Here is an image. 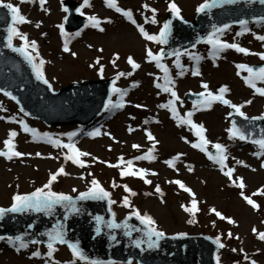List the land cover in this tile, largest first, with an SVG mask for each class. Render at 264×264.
Returning a JSON list of instances; mask_svg holds the SVG:
<instances>
[{
    "label": "rangeland",
    "instance_id": "1",
    "mask_svg": "<svg viewBox=\"0 0 264 264\" xmlns=\"http://www.w3.org/2000/svg\"><path fill=\"white\" fill-rule=\"evenodd\" d=\"M76 1L80 5L83 4V0ZM4 2L18 6L21 14L29 21L18 23L16 27L20 32L27 34L29 41L37 42L38 59L42 58L45 61L43 71L54 89H60L62 86L75 82L115 79V86L125 89L127 95L124 96L123 108L105 110L89 125L84 126L79 123L59 125L57 123L58 125L50 126L38 119L30 118L20 111L16 103L0 94V117H3L0 119V151H4L6 147L4 141L9 139V132L16 131L17 135L12 138L13 150L25 154V158L13 157L11 160L0 156V167L3 168L0 171V206H10L12 196L17 192L27 193L41 187L47 183L52 173L63 166L67 175L58 176L52 185L53 191L75 195L86 190L90 186L91 179L95 178L116 201L114 209L118 218L139 209L141 214L151 215L157 227L167 234L206 233L214 237L221 236V242L225 244L220 252L222 264H250L253 259L257 261V264H264V247L256 245L259 239L252 232L253 227L258 231H264L262 196L253 197L256 202L260 201L262 204L258 210L253 209L247 202L242 203L244 199L240 196V189L223 174L220 166L209 160L206 152L191 146L192 143H199L195 130L190 125L180 124L173 118L169 109L159 107L167 103L171 96L170 93L164 92L162 87L159 89L155 87L156 83L164 85V72L156 67L155 61H148L146 49L151 48L155 53L159 52L163 45L147 40L144 42L139 37L140 33L136 25L113 8L107 7L105 0H89L90 6L81 9L84 16L95 15L101 19L103 22L100 26L104 31L91 27L88 21V26L78 31L65 28L66 36H62L57 27L60 23H64L66 15L62 10L64 0H46L44 8L47 11L41 8L39 0L25 2L4 0ZM116 2L123 9H131L136 23L145 29L149 28V33L154 34L158 33L164 24L166 11L169 9V0H116ZM202 2L203 0H175L181 9V15L188 19H193L197 12L196 8ZM145 4L149 6L147 9L143 7ZM153 8L156 9V23L151 22ZM108 20L111 22H107ZM247 27L249 30L244 32L241 25H232L220 38L229 43H238L248 48L250 53L264 52V41L256 39L257 35H264V22L250 20ZM77 32H80V35H75ZM241 32H243L242 35H237ZM66 39L70 51L76 53L75 56L64 52L63 46ZM12 42L17 45L24 43L19 37L13 38ZM101 49L103 51H100ZM210 50L211 46L205 42L187 50L202 57L198 64L190 60L188 55L183 54L185 51L181 52L180 64L183 66V75H180L181 69L175 64V57L164 56L161 63L168 66L169 79L173 81L174 90L180 97V101L176 103L179 115L183 117L187 112L193 111V122L202 123L207 130L205 136L211 141V144L206 146L208 151L215 154L216 150L212 148V144L225 145L228 157L226 164L235 170L233 179L242 177L246 185L244 191L254 190L255 192L258 188L257 181L264 179V167H261L264 156L254 155L260 151L258 145L247 140L229 138L227 129L231 126V116L228 115L232 111L230 107L215 102L210 109L195 110L193 102L186 96L188 93L204 91L201 84L205 82L209 85V90L214 93L221 86L227 85L229 92L225 93V98L233 103L241 104L258 99V102L264 104V97L255 93V90L245 83L244 77L249 75L246 70L236 67L238 64L259 67L264 65V61H261L257 55H245L234 49H226L218 58L213 59ZM29 51L35 55L30 48ZM115 54H119V59L113 66L111 61L115 58ZM128 56H132L141 67L131 76L116 79L119 72L132 71L127 63ZM97 58L100 59V64L104 68L102 75L99 72L100 65L96 64ZM197 67L201 75L193 76L191 72ZM234 74H237V77ZM257 87H264V83L257 82ZM111 97L113 101L119 99L115 93H112ZM137 104L143 107H135ZM249 110L252 112L250 113ZM242 111L248 117L260 116L264 114V105L258 110L244 106ZM21 120L29 122L31 128L36 130L35 137L32 133L23 130L18 123ZM145 120H148V123H145ZM255 125L260 126L258 123ZM129 127L134 131L129 132ZM95 128L101 130L100 136L87 135ZM73 131L77 132V136L73 138L76 146L91 154L88 157H82L86 161L84 168L66 161L65 154L68 150L53 146L43 137V133H49L68 143L66 134ZM146 131H151L159 141L153 152L156 159L134 162L133 170L147 169L145 179L151 180V184L144 183V180L139 177H121L120 175L121 168L125 165L121 164V157L127 161V155L136 153L146 155L152 147V142L147 139ZM169 137L176 139V143L166 145L165 142ZM180 140L189 143L190 148H185ZM133 144H139L141 147L133 148ZM34 150L41 155L37 156ZM177 154L182 155L175 161V167H169L165 161ZM35 157H40L44 163L42 164ZM93 157L98 159L94 160ZM237 160L243 161L248 166L236 163ZM118 164L120 167L109 166ZM35 165L42 167L41 170H34ZM14 168H17L16 171ZM24 168L23 172L18 170ZM153 173L156 174L153 175ZM175 180L182 181L195 193L200 209L195 215L186 212L182 207L191 206L192 196L179 185L172 183ZM113 182L117 185L115 188L112 186ZM125 184L136 195L125 192L123 189ZM157 185L160 186L162 195L155 192ZM73 188L77 189V192H73ZM125 195L129 197L132 207L123 206L122 200ZM215 203L219 204L218 207L221 208L219 211L223 215L235 220V224L220 220L210 212ZM244 210L248 213L241 215L240 212ZM189 220L194 222L189 223ZM229 231L232 233V238L227 236ZM16 246L6 240L0 243V264H52L53 259L60 264H65L74 259L67 247L56 246L57 250L50 259L46 255L47 246L28 245L19 251L16 250ZM233 248L237 251L233 252ZM240 249L244 251L241 252ZM37 250L41 255L33 257L32 253ZM245 253L249 257L248 260L244 259ZM76 264L89 263L77 261ZM115 264L127 263L116 262ZM132 264L138 263L132 262Z\"/></svg>",
    "mask_w": 264,
    "mask_h": 264
},
{
    "label": "snow or ice",
    "instance_id": "2",
    "mask_svg": "<svg viewBox=\"0 0 264 264\" xmlns=\"http://www.w3.org/2000/svg\"><path fill=\"white\" fill-rule=\"evenodd\" d=\"M221 0H203V2L198 5L196 8L197 13H205L208 10L215 8L218 6V3H220ZM223 3H236V0H222ZM40 6L43 10L47 11V9L44 8V5L46 3V0H39ZM259 3L261 5H264V0H259ZM105 4L109 8H113L116 12L121 13L124 17H126L128 20H130L133 24L136 25L138 28L140 34L144 37L145 40L157 43L159 45H166L169 41V37L171 36V25L172 21L168 20L166 21L159 29V32L156 34H150L145 30V28L142 25H139L136 23V20L133 18V13L131 9H123L117 5L116 0H105ZM85 6L89 5V0H83V4L81 7L77 8L76 11L83 15L84 13L81 11V9ZM0 7L7 9L11 15V23L9 24L7 28V44L6 46L10 48L12 51L20 53L25 60L28 61V63L31 65V68L33 72L35 73L36 79L42 81L45 85H47L50 89L52 88L51 83L49 80L45 77L44 71H43V65L45 64V61L42 58H39V51H38V45L35 40L29 41L27 34L22 33L19 31V29L16 27L18 23H28L29 21L27 18L21 14L20 8L18 6H14L12 3H4V0H0ZM145 9H147L149 6L147 4L143 5ZM169 10L170 12L177 18L183 19L181 16V9L178 7V5L175 3V0H169ZM65 13H68L70 10L67 7H63L62 9ZM152 12V23H156L155 15H156V9H151ZM257 22H264V16H259L256 18ZM64 20H68V16L66 15L64 17ZM87 20L90 22L91 27L98 28L100 31H104V29L100 26L103 22L101 19H99L95 15H90L87 17ZM107 22H111V20H108ZM237 23H239L243 27V31H248V21L246 20H239ZM88 25L86 24L85 27ZM37 27H39V24H37ZM57 27L60 30V34L62 36H66L67 33L65 31V24L60 23L57 25ZM230 25L225 23L221 27H217L215 25L212 26V31H210L206 37L203 38L204 42L211 46L210 55L213 59H216L220 56V54L225 51L226 49H234L235 51L239 53H243L245 55L248 54H254L259 56L261 61H264V52L259 53H250V50L248 48L240 46L238 43H229L224 40H222L220 37L225 32V30L229 29ZM243 32L237 33V35H242ZM75 35H80V32L75 33ZM19 37L24 43L20 47H14L13 46V38ZM256 39L260 41H264V35H257ZM199 42V41H197ZM195 44L192 45L193 48H195ZM91 47V45H89ZM29 48L35 52V55L32 54V52L29 51ZM64 52L70 53L72 56H75V52H71L68 46V40L66 39L63 46ZM100 51H103L102 49ZM180 50H174L168 53H165V50L163 48L160 49L159 52H153L151 48L146 49V57L149 62L155 61L156 67L160 68L164 72V85H161L160 83H156L155 87L163 88V91L166 93H170L171 99L165 103L159 105L161 108L169 109L172 112L173 118L177 119L180 124H187L190 125L192 129L195 130V135L199 137V143H192L191 146L193 148L199 149L202 152H206L208 155V159L212 160L214 163L218 164L220 166L221 171L223 174L232 182L233 185H235L237 188L240 189V196L247 202L248 205H250L253 209H259L260 205L256 202L255 199H253L254 196L260 195L264 196V186L261 188H258L255 192H253L251 195H246L244 189L246 188L245 182L242 177H237L236 179H233V172L235 171L233 168L228 167L226 164V161L228 159L226 152L227 149L225 145L221 143H215L212 144V148H214L215 154L212 152H209L207 149V145L211 144V141H209L206 136V128L202 123H194L192 120L193 111H189L185 114V116H180L177 108L176 103L180 101V97L178 96L177 92L174 90L173 81L169 79V68L167 65L161 63L162 59L165 55H171L174 56L175 64L178 68L181 69L180 75H183V66L180 64V56H181ZM183 54L188 55L190 60L198 62L202 59L199 55H196L195 53L188 52L185 50ZM119 59V54H115V58L111 61L113 66L116 65V61ZM38 61V62H37ZM127 63L131 66V70L129 72H119L117 74L116 79H119L122 76H131L133 72L141 67L139 63L135 61V59L132 56L127 57ZM96 64L100 65L99 72L102 75L104 68L103 65L100 64V59L97 58ZM238 69L246 70V72L249 74L248 76L244 77L245 83L255 90V93L259 94L261 97H264V87H257V82L264 83V65H261L259 67H251L246 64H238L236 65ZM191 74L193 76H200L201 72L199 68H195L192 70ZM239 74V73H238ZM116 80H113V87H112V93H115L119 96V99L116 101H113L112 97L109 96V98L105 101L103 107L106 111H111L113 109H120L125 106L124 96L127 95V92L125 89L117 88L115 86ZM201 87L204 91L197 93V99L193 102L194 109L200 110L203 109H210L215 102H220L223 105H226L230 107L233 112L240 117H243L245 120L250 121H256V120H264V114H261L260 116L255 117H248L246 114L242 111V108L246 104H251L252 101L248 100L245 101L244 104H236L233 103L231 100L225 98V93L229 92V88L227 85L221 86L217 92H213L209 90V85L205 82H202ZM0 91H5L4 89L0 88ZM5 95L10 96L13 100L16 99L15 96H12L10 92L5 91ZM19 103V101H17ZM135 107L140 108L143 107L142 105H135ZM20 111H24L23 108L20 109ZM233 112H229L228 115L232 116ZM27 115V113H25ZM3 117H0L2 119ZM18 123L23 127V130L25 132H30L35 137L36 130L30 128L26 123H24L23 120L18 121ZM145 123H148V120H145ZM129 132L134 131L131 127H129ZM261 134L258 139H251V134L247 133L245 130H242L241 127L237 125V122L235 120L232 121V126L227 129V132L229 133L230 139H239L242 141L251 139V142L255 145H258L260 151L254 153V155L260 157L264 156V129H261ZM17 135L16 131H10L9 132V139L4 141V144L8 151H0V156H5L7 159L11 160L13 157H21L25 155L24 153H21L19 151H15L14 145L12 143V138ZM68 136V143H64L59 137H53L49 133H43V137L47 140L48 143L52 144L53 146L57 148H63L67 149V153L65 154L66 161H71L73 164L78 165L81 168L86 167V161L82 159V157H88L91 154L85 151L80 150L75 142L73 141V138L77 136V132H69L66 134ZM87 135L95 137L101 135V130L99 128H95L92 131L88 132ZM147 139L152 142V147L149 148L146 155L136 156V160H144L147 159L149 161L155 160L156 157L153 155V152L155 151L156 145L159 143L157 138L153 135L151 131H146ZM186 140V138H185ZM187 142V140H186ZM133 148L139 149L141 146L139 144H133ZM37 156H40L41 153H36ZM180 155L177 154L173 156L171 159L166 160L165 163L169 167H175V161L180 158ZM93 159H98L96 157H93ZM121 164H125L126 167L121 168L120 175L121 177L126 176H132V177H139L144 180V183L151 184L152 181L145 179L147 169L139 168L137 170H133V161L127 160L124 161L123 157L120 158ZM236 163L238 164H244L243 161L237 160ZM112 167H120V165H109ZM245 167L248 165L244 164ZM261 167H264V163L261 164ZM225 168L227 169L225 171ZM191 170V169H189ZM255 169H253L254 171ZM156 173H153L155 175ZM60 175H67L64 167H60L57 172L52 173L44 185L41 187L35 188L34 191L29 193H19L17 192L12 196V203L9 207H0V219H3L6 214L8 213H25V212H37V213H45V214H52L54 210L57 207H61L65 210V219H67V214L75 213L78 214L81 209L78 207V201H87V200H97V201H107V204L109 205V211L111 212V205L115 204L116 201L111 199V193L107 191L100 182L93 178L90 181V186L82 192H79L78 195L75 197L66 194L64 192H56L52 190L53 183L57 180L58 176ZM91 175V174H89ZM83 178V177H81ZM238 181V183H237ZM172 183H175L179 185L181 189H183L185 192H188L191 196V206H182L184 207V210L188 213H191L195 215L200 209L198 207V201L195 198V193L192 192V190L186 185L180 181L175 180L172 181ZM114 188L117 186L115 182H113L112 185ZM123 189L125 192L130 193L131 195H136V193L128 186L123 185ZM73 192H77V189L73 188ZM156 193H161L160 186L157 185L155 187ZM162 195V193H161ZM123 206L125 207H132L131 202L129 200V197L125 195L122 200ZM211 213H214L215 216H217L220 220H226L229 224H235V220H233L231 217H226L223 215L220 211H218L215 207L210 209ZM113 218L107 222V228L110 230H116V229H123L124 235L131 237L133 232H143V237L141 239H136L133 241L135 247L141 248L143 250L142 245H147L148 249H155L159 248L161 239L165 238L166 233L162 230H160L157 225L155 219L147 214L139 211V209H135L132 212H130L129 216L123 221V222H117L115 219V213L112 214ZM135 217L137 220L140 221V224L143 225V228H137L134 225L129 224V220L132 217ZM95 222L97 224L96 232L100 233L101 228L100 225L104 222V218L102 216H95ZM189 223H193V220H189ZM31 227V225H29ZM252 232L257 235L258 239L260 241H264V231H258L255 227L252 228ZM47 236V257L53 258L54 252L57 250L56 245L57 244H66L67 247L70 249L71 254L73 256V260L65 262V264H76L77 261H86L89 258L85 255L83 250L80 248L78 242H70L66 240V233L64 231L63 224H58L53 226V228L45 233ZM178 236H185L186 233H178ZM228 238H232V233L229 231L227 233ZM113 240L116 239V236L113 235L111 237ZM238 238V237H237ZM0 239H5V237L0 236ZM7 240L10 244H13L16 246V250L19 251L21 248L28 247V242H25L22 236L17 235L15 237H7ZM42 241H31V243H38ZM215 243L217 244L219 249H223L225 247V244L221 242V236L217 235L215 237ZM233 252H236L237 249L233 248ZM241 252H243V249H240ZM41 253L37 250L32 253L33 257H39ZM216 264H221V258L219 255L215 257ZM244 259L248 260L249 257L247 254H244ZM52 264H60V262L52 260ZM89 264H103L102 261L99 260H91L89 261ZM110 264H115V262H110ZM127 264H132V261L129 260ZM250 264H257L256 260H251Z\"/></svg>",
    "mask_w": 264,
    "mask_h": 264
},
{
    "label": "water",
    "instance_id": "3",
    "mask_svg": "<svg viewBox=\"0 0 264 264\" xmlns=\"http://www.w3.org/2000/svg\"><path fill=\"white\" fill-rule=\"evenodd\" d=\"M64 7L70 10L67 14L68 20L65 21L66 27L72 30L82 27L86 18L76 11L80 4L73 0H65ZM259 16H264V5H261L259 0H236V3H223L221 0L217 7L205 13H198L194 21L177 18L169 10L166 21H172L171 36L166 44L167 48L164 49L165 53L177 49L183 51L201 42L212 31L213 25L221 27L225 23L239 24L237 23L239 20ZM10 23L9 11L0 7V88L15 96L14 101H19L20 108L26 113L48 124L90 123L104 109L103 105L112 92V82L89 81L72 84L59 91L50 89L36 79L31 65L20 53L6 46L7 28ZM13 46L20 47L14 44ZM5 91L0 93L12 99L5 95ZM188 96L194 101L197 99L196 94ZM233 120L242 130L251 134V139H258L260 130L264 129V120L260 121V127L253 128L246 124L248 122L240 121V116L234 112ZM78 207L81 211L78 214H67V219L65 210L61 207H57L52 214L8 213L0 219V236L6 239L9 236L20 235L29 243L35 240L42 241L38 242L40 244H46L45 233L53 226L63 224L66 240L78 242L89 260L125 262L136 260L139 264H216L215 257L221 250L215 243V238L204 234H187L182 237L166 235L161 239L159 248L148 249L145 244L141 250L135 247L133 241L144 238L143 232H133L129 237L124 235L123 229L107 228V222L113 218L112 214L115 213V219L117 215L113 211V205L111 212L109 211L106 200L78 201ZM97 215L104 218L100 225V233L95 230L97 224L94 218ZM128 222L137 228H143L134 216ZM113 235L116 236L115 240L111 238Z\"/></svg>",
    "mask_w": 264,
    "mask_h": 264
},
{
    "label": "bare ground",
    "instance_id": "4",
    "mask_svg": "<svg viewBox=\"0 0 264 264\" xmlns=\"http://www.w3.org/2000/svg\"><path fill=\"white\" fill-rule=\"evenodd\" d=\"M147 32H150V29L149 28H147V29H145ZM140 33V32H139ZM150 34H154V33H150ZM144 42H145V39H144V37L140 34V36H139ZM52 64H54V62H52ZM236 77H237V74H234ZM259 100L257 99V100H254V101H252V103L251 104H246L245 105V107L246 108H251L252 110H258L259 108H261L264 104L262 103V102H258ZM245 102H243V103H241V104H244ZM249 112L251 113L252 111L251 110H249ZM215 114H217V112H215ZM24 123H26L30 128H31V126H30V123L29 122H24ZM181 141V143H183V145L185 146V148H190V144L189 143H185V142H183L182 140H180ZM173 143H176V139L174 140V138L173 137H169L167 140H166V142H165V144L166 145H170V144H173ZM184 151V150H183ZM34 153H36L35 152V150L33 151ZM142 154H140V153H136V154H134V155H127V160H132L133 161V163L134 162H139L140 160H136L135 159V157L136 156H141ZM22 157H24V155L22 156ZM25 158V157H24ZM35 158H37V160L38 161H40L42 164L44 163L43 161H41L40 160V157H35ZM36 160V161H37ZM31 162H33V161H31ZM36 164V163H35ZM38 165H40V164H38ZM40 166H42V165H40ZM40 166H37L36 167V165L35 166H33V169L34 170H41V168L42 167H40ZM124 167H126L125 165H123ZM32 168V167H31ZM1 169H3V168H1L0 167V171H1ZM16 169L17 168H14V170L16 171ZM18 170H20V171H25V168L24 169H18ZM183 174H185V172L183 173ZM264 174V173H263ZM258 182V188H261L262 186H264V179H260V180H258L257 181ZM257 188V189H258ZM256 189V190H257ZM254 190H252V191H246L245 192V194L247 195L248 193H251V192H253ZM251 195V194H250ZM262 198H263V200H264V196H262ZM241 202H242V200H241ZM242 203H245L246 204V201L245 200H243V202ZM260 206H262V204H261V202L259 201V202H257ZM219 206V204H213V206H212V208L213 207H215L218 211L219 210H221V208H219L218 207ZM243 213H248V211L247 210H244L243 212H240V214L242 215ZM248 232H249V230H248ZM241 233V232H240ZM256 245L257 246H262V247H264V241H258L257 243H256Z\"/></svg>",
    "mask_w": 264,
    "mask_h": 264
}]
</instances>
